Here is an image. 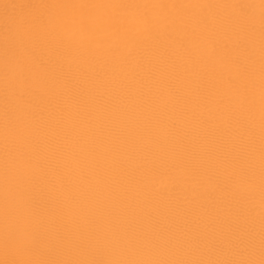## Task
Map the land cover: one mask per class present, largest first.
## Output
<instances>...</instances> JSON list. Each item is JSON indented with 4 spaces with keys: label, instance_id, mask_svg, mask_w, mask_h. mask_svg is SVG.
Here are the masks:
<instances>
[{
    "label": "snow or ice",
    "instance_id": "obj_1",
    "mask_svg": "<svg viewBox=\"0 0 264 264\" xmlns=\"http://www.w3.org/2000/svg\"><path fill=\"white\" fill-rule=\"evenodd\" d=\"M0 264H264V0H0Z\"/></svg>",
    "mask_w": 264,
    "mask_h": 264
}]
</instances>
